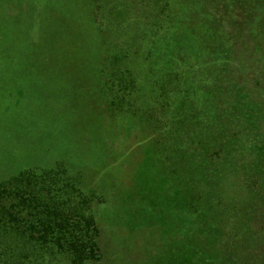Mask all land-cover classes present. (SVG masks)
I'll return each mask as SVG.
<instances>
[{"label":"rangeland","instance_id":"obj_1","mask_svg":"<svg viewBox=\"0 0 264 264\" xmlns=\"http://www.w3.org/2000/svg\"><path fill=\"white\" fill-rule=\"evenodd\" d=\"M149 1L0 0V178L16 177L34 165L55 168L63 160L69 174L81 171L85 191L103 193L106 200L96 197L89 212L103 231L109 257L76 264H223L226 256L221 248L226 240L236 251L234 260L264 264L260 175L251 170L245 174L248 180L241 181L243 186L239 183L245 196L253 189L248 196L256 199L251 210H239L233 198L222 202L216 198L222 208L205 206L197 191L192 205L187 195V199L180 197L186 190L183 172L188 164L177 163L181 151L191 155L195 181L203 164L223 163L219 173L225 172L228 186L236 178L235 165L247 169L256 161L264 168V0H232L227 9L231 19L223 20L228 33L215 38L217 46L227 47L224 58L230 54L233 61L231 66L222 62L225 70L234 69L245 79L237 99L248 108L252 97L263 99L257 106L262 115L251 110L249 119L246 111L232 119L212 103L211 98L220 103L228 99L223 96L226 82L219 87L216 79L200 83L198 65L189 71L167 56L178 46L181 55L186 49L198 55L195 46L201 42L195 38L199 36L182 35L178 30H185V19L175 12L192 0H170L172 7L158 25L148 19ZM213 9L222 16V11ZM118 22L131 23V52L137 49V54L130 53L128 65L144 78L138 82L135 103L146 115L117 112L109 117L101 106L100 43L105 55L119 50L115 43L120 45L121 39L112 33ZM154 26L161 27L158 33L151 30ZM232 30L237 33L231 34ZM236 57L245 62L236 63ZM169 72H175L170 81H160L158 75ZM158 93H163L164 100H159ZM235 98L231 95L229 100ZM251 116L257 123L263 120L261 128L252 124L254 132L245 131ZM158 132L174 138L169 142L172 148H165L171 166L163 144L156 142ZM80 157L86 165L69 162ZM198 186L206 190L205 183ZM57 210H65V205ZM241 220L246 227L239 224ZM201 221L205 227L203 235H198L195 230ZM55 264L75 263L60 257Z\"/></svg>","mask_w":264,"mask_h":264},{"label":"trees","instance_id":"obj_2","mask_svg":"<svg viewBox=\"0 0 264 264\" xmlns=\"http://www.w3.org/2000/svg\"><path fill=\"white\" fill-rule=\"evenodd\" d=\"M150 1L147 4L148 19H151L154 25H158L156 23L164 19L165 13L168 14V10L172 5L170 0H159L162 6L156 0ZM231 2L232 0H192L187 7L184 6L185 8L176 10L175 12H178V15H181L185 19L183 26L185 30L178 31L182 32V35L184 32H190L199 36V38L195 39L200 40L201 43L195 46L198 55H194L193 53L191 55L187 49L181 55L179 52L180 47L178 46L177 49H173V53L168 52L167 56L172 58L175 63L177 62V67L185 65V68L189 71L198 65L200 67V83H202V80L216 79L217 81L214 80V82L219 87L226 82L228 85L224 87L226 90L223 89V96L228 97V99L220 103L221 100L211 98L212 103L215 107L224 108L232 119L239 112L243 113V111L248 113L247 119H249L251 110H259L262 115L263 111L258 109L257 106L263 99L259 100L252 97L249 102L250 108L244 106L245 103L242 102V99H237V94L241 90V81L245 79L244 77L241 78L240 74L234 72V69L233 71L230 69L225 70L222 62L226 61V65L231 66V64L233 65V61L228 56L230 54H227L229 59L224 58L227 47L220 44L217 46L215 41L216 35L228 33L226 32L228 30L224 26L223 20L230 21L231 19L227 13L229 3ZM178 4L180 3L178 2ZM213 6L222 11L221 17H218V13L213 9ZM118 23L117 29H113L112 33H115L116 37L118 36L121 39L120 45L115 43L119 50L116 49V52L111 51V53L109 52L105 55V46L100 43L101 53L98 56L99 67L101 65L102 68V75L98 81V89L100 90V99L102 101L101 106L103 109H107V116L109 117H113L117 112H129L133 114L144 112L135 103L140 93L138 82L144 78H139L128 65L131 54H137V49L131 52L133 48L131 47L130 37L131 23H127L126 27L120 22ZM161 25L163 26V24ZM160 29L161 27L154 26L151 30L158 33ZM235 33L237 32L232 30L231 34ZM140 34L146 37V32ZM203 41H212V43L207 44ZM232 45L233 43L230 46ZM166 58L168 59V57ZM235 61L240 65L245 62L241 57H236ZM203 72L205 74L204 77L201 76ZM206 74H208L207 77ZM172 75L174 76L175 72H169L166 76L158 75V77L160 81L161 79L170 81ZM152 78H155L154 74ZM192 78L194 77L192 76ZM162 82L164 81L162 80ZM168 88L170 87L168 86ZM229 89L233 91L229 93ZM211 94L213 93L211 92ZM231 95H233V98L236 97L233 101L229 100ZM158 96L159 100H164L163 93H158ZM203 108H207V105L204 104ZM148 112H150L151 117H156L152 110L149 109ZM143 115H146V112ZM254 123L261 128L263 120L261 118L260 122L257 123L253 119L251 124H249V128L245 129V131H256V126L252 125ZM158 133L160 139H156V142L158 145L163 144L164 156L167 163L171 166V156L165 153V148H172V146H169V142H173L174 138L162 132ZM258 145L262 146L261 143ZM176 147L178 148V146ZM178 150L182 149L178 148ZM189 156L192 157L181 151L177 160V163L180 165L184 166L185 164L186 166L188 164L187 166L189 167L183 172V180L186 182L184 189L186 190L181 191V198L187 195L189 199L186 197L188 203L193 205L195 198L201 197L200 201L204 202L205 206L214 208L218 205L216 204V198L221 202L223 199L225 201L228 198H233L237 201V208L239 207V210H251L255 207V204L251 201H256V199L248 197L253 192V189H251L252 192L248 196H245L239 189V183L242 185L241 181L248 180V176L245 174L250 175L252 170L254 174L260 175L259 184L264 190V177L261 176L264 170L263 166H259L256 161L252 162V165H248L247 169L240 168L239 164L235 165L236 178L228 186L225 172L219 173V168L223 163L216 166V160L212 163L203 164V170L200 169V171L202 170V174L199 173L200 178L195 181L197 177V171H195L196 164L192 165ZM104 161V158L100 159L99 163ZM69 162L86 165L82 162L81 157L80 161L75 162V159H72ZM57 164L55 168L34 165L20 170L19 174L21 175L16 177L4 180L0 178V264H55L56 260L60 257L71 259L75 264L78 261L84 262L86 260H91L89 263H97L109 257V248L107 244H104L103 231L101 232V229L94 221L93 215L89 212V207L92 209L93 200L96 197L100 196L104 201L106 198L103 196V193L97 190L85 191L82 185H80L82 182L81 178L83 177L81 171L79 173L72 172L73 175H76L73 176L68 173L70 170L68 169L67 171L63 160ZM229 173L231 174L232 170ZM190 182L193 185H189ZM198 182L205 183L206 190L199 187ZM108 184L110 183L108 182ZM189 189L191 191L189 194L183 192H188ZM194 191L200 192V195L198 193L193 194ZM63 205H65V210H57L62 209ZM217 207L222 208V204ZM203 222L199 223L200 229L195 230V233L198 235H203ZM236 224L238 225V220H236ZM239 224L243 227L245 226L243 220ZM214 227L212 226V229ZM104 235L108 238L106 232ZM217 239L219 241L220 238ZM223 244L221 249L224 256H226L225 263L223 264H251L247 260H234L232 255L236 254L235 249H231L230 245H228V240Z\"/></svg>","mask_w":264,"mask_h":264}]
</instances>
